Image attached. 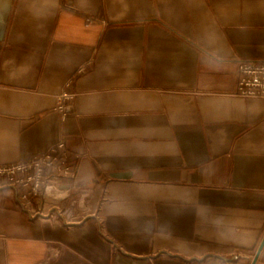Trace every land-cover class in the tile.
Returning a JSON list of instances; mask_svg holds the SVG:
<instances>
[{
  "label": "crops",
  "instance_id": "crops-1",
  "mask_svg": "<svg viewBox=\"0 0 264 264\" xmlns=\"http://www.w3.org/2000/svg\"><path fill=\"white\" fill-rule=\"evenodd\" d=\"M242 58L264 61V0H0V163L64 137L96 211L45 222L0 179V264H251L264 99L235 94Z\"/></svg>",
  "mask_w": 264,
  "mask_h": 264
},
{
  "label": "built area",
  "instance_id": "built-area-1",
  "mask_svg": "<svg viewBox=\"0 0 264 264\" xmlns=\"http://www.w3.org/2000/svg\"><path fill=\"white\" fill-rule=\"evenodd\" d=\"M91 21L89 17L88 24ZM85 70L86 66H81L56 99L55 110L63 120L74 110L77 93L71 87L79 73ZM235 94L264 99L263 60H239ZM82 160L81 155L73 157L70 144L63 137L46 151L30 158L0 163V179H5L17 188L22 209L31 216L71 228L75 224L87 222L96 214L88 202L89 191L76 192L80 188L78 180ZM69 207L73 213L67 218L65 212Z\"/></svg>",
  "mask_w": 264,
  "mask_h": 264
},
{
  "label": "water",
  "instance_id": "water-1",
  "mask_svg": "<svg viewBox=\"0 0 264 264\" xmlns=\"http://www.w3.org/2000/svg\"><path fill=\"white\" fill-rule=\"evenodd\" d=\"M263 249H264V237H263V240L261 241V243L257 249L256 254L253 257L251 264H258L260 257H261V254L263 252Z\"/></svg>",
  "mask_w": 264,
  "mask_h": 264
}]
</instances>
